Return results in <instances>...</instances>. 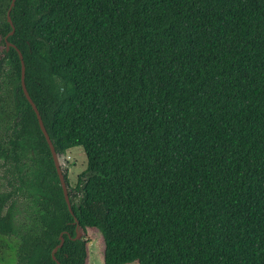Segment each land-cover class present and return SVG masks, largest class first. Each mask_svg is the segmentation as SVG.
Instances as JSON below:
<instances>
[{
	"label": "trees",
	"instance_id": "trees-1",
	"mask_svg": "<svg viewBox=\"0 0 264 264\" xmlns=\"http://www.w3.org/2000/svg\"><path fill=\"white\" fill-rule=\"evenodd\" d=\"M10 3L0 261L87 264L95 229L104 264H264V0H16L8 36ZM17 51L56 153L84 152L73 214Z\"/></svg>",
	"mask_w": 264,
	"mask_h": 264
},
{
	"label": "rangeland",
	"instance_id": "rangeland-1",
	"mask_svg": "<svg viewBox=\"0 0 264 264\" xmlns=\"http://www.w3.org/2000/svg\"><path fill=\"white\" fill-rule=\"evenodd\" d=\"M59 163L62 172H67V177L71 187H74L77 181V177L86 169V158L82 148L77 147L69 150L64 155L59 156ZM1 177V171H0ZM0 180V193L3 191V186ZM20 208L15 212L14 226H17L22 221ZM87 264H104L103 263V251L104 244L100 233L93 229L87 230ZM9 240V238H8ZM0 264H4L0 261Z\"/></svg>",
	"mask_w": 264,
	"mask_h": 264
},
{
	"label": "water",
	"instance_id": "water-1",
	"mask_svg": "<svg viewBox=\"0 0 264 264\" xmlns=\"http://www.w3.org/2000/svg\"><path fill=\"white\" fill-rule=\"evenodd\" d=\"M15 1L16 0H11V3H10V7H9V10L7 12V21L11 27V31L10 33L8 34V36H11L13 33H14V26L11 22V18H10V12L12 10V8L14 7V4H15ZM7 38V37H6ZM5 38V39H6ZM10 47H13L12 44H10L9 42L6 43V50H8ZM18 52V56H19V59H20V64H21V78H20V82H21V88H22V91L25 95V98L27 99V101L29 102L32 110L34 111L35 113V116L37 118V121H38V125L40 127V130L48 144V147H49V150H50V153H51V156H52V159H53V163H54V167L56 169V172H57V175H58V178H59V182H60V185H61V188H62V192H63V196H64V199H65V202H66V205H67V208H68V211L73 214L72 212V209H71V203H70V199H69V195H68V189H67V186H66V182H65V179H64V175L61 171V168H60V163H59V155L56 153L55 149H54V146L46 132V129L43 125V122H42V119L40 117V114L35 106V104L33 103V101L31 100L29 94H28V91L26 89V86H25V66H24V62H23V58H22V54ZM78 229V225L76 226V231ZM76 238H78V235L76 236ZM63 237H62V234L60 235V243L58 246H56L53 251H52V257L53 259L54 258V253L56 252V250L58 248H60L63 244Z\"/></svg>",
	"mask_w": 264,
	"mask_h": 264
},
{
	"label": "flooded vegetation",
	"instance_id": "flooded-vegetation-1",
	"mask_svg": "<svg viewBox=\"0 0 264 264\" xmlns=\"http://www.w3.org/2000/svg\"><path fill=\"white\" fill-rule=\"evenodd\" d=\"M58 155H59V154H58ZM59 156H60V155H59ZM52 160H53V159H52ZM53 164H54V163H53ZM60 168H61V167H60ZM55 170H56V169H55ZM61 171H62V170H61ZM56 173H57V172H56ZM62 173H63V172H62ZM63 175H64V174H63ZM64 179H65V178H64ZM60 186H61V185H60ZM66 186H67V185H66ZM61 189H62V188H61ZM67 189H68V188H67ZM62 193H63V192H62ZM63 197H64V196H63ZM64 200H65V199H64ZM65 203H66V202H65ZM61 234H62V237H63V233H61ZM61 234H60V235H61ZM77 235H78V234H77ZM77 235H76V236H77ZM78 237H79V236H78ZM59 238H60V236H59ZM63 240H64V239H63ZM59 243H60V242H59ZM63 243H64V241H63ZM58 245H59V244H58ZM58 245H57V246H58ZM62 245H63V244H62ZM58 249H59V248H58ZM58 249H57V250H58ZM52 251H53V250H52ZM51 256H52V252H51ZM54 258H55V256H54ZM52 259H53V257H52ZM53 260H55V259H53ZM55 261H56V260H55ZM56 263L59 264V262H57V261H56Z\"/></svg>",
	"mask_w": 264,
	"mask_h": 264
}]
</instances>
